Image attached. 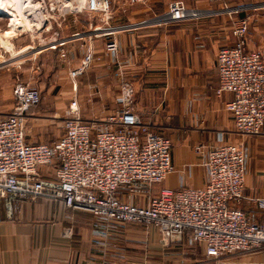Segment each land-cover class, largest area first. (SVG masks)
Here are the masks:
<instances>
[{
    "label": "crops",
    "instance_id": "crops-1",
    "mask_svg": "<svg viewBox=\"0 0 264 264\" xmlns=\"http://www.w3.org/2000/svg\"><path fill=\"white\" fill-rule=\"evenodd\" d=\"M173 1H182L193 17L159 25L155 19ZM262 2L147 0L129 4L127 0H116L108 25L124 28L112 36L89 37V27L103 24L98 15L86 13L73 21L71 28L56 30L46 40L40 34L38 42L3 41L0 116L12 110L15 81L24 80L40 94L44 85L48 94L56 91L53 99L58 115L65 114L68 105L76 101L83 120L104 119L121 109L120 83L127 81L134 89V113L151 132L171 142L172 171L160 185L149 189L125 187L118 191V197L146 207L161 189L202 188L208 180L203 165L207 152L224 144H240L245 155V176L244 199L238 208L249 221L263 223L264 207L257 201L264 198V128L257 136L238 135L225 109L232 95H216L217 53L234 45L231 20L249 18L243 7ZM224 5L239 8L240 12L229 15ZM263 19L260 27L264 33ZM77 33L82 37L76 38ZM62 40L63 46L50 48ZM111 40L117 45L114 53L105 50ZM263 43L264 38L257 44L248 40V48L260 49ZM88 46L93 49L95 61L71 81L68 72L81 66ZM50 118L28 115L29 122H40L31 124L33 135L38 133L40 139H46ZM62 134L61 127V133L45 143ZM32 138L29 136L28 142L36 143ZM197 146L203 147L201 154L195 152ZM38 172L42 178L51 179L53 168H39ZM65 229L70 231L67 237L62 235ZM0 264H212V260L186 236L163 247L156 232L141 225H105L49 198L0 193ZM220 264H264V249L229 256Z\"/></svg>",
    "mask_w": 264,
    "mask_h": 264
},
{
    "label": "built area",
    "instance_id": "built-area-1",
    "mask_svg": "<svg viewBox=\"0 0 264 264\" xmlns=\"http://www.w3.org/2000/svg\"><path fill=\"white\" fill-rule=\"evenodd\" d=\"M85 10L98 15L103 24L91 29L89 37L112 36L124 28L108 25L110 0H86ZM224 11L233 15L240 9L225 6ZM193 15L182 1H173L155 21L166 25ZM231 25L234 45L220 49L216 56V95H232L225 109L237 134L257 136L264 128V43L260 49L248 48L249 18L232 19ZM64 44L65 40L57 41L50 48ZM105 50L116 52L115 41H109ZM94 60L93 49L88 46L81 66L69 71L70 79L75 81ZM12 94V110L0 116L1 194L49 198L105 225H141L146 230L153 229L163 247L186 236L201 246L212 264H220L235 254L264 249V222L249 221L238 208L244 199L242 145L224 144L207 152L203 165L208 180L204 187L161 189L146 207H139L118 197V191L136 185L149 189L162 184L172 171L171 142L151 132L134 113L131 83L121 81L122 107L104 119L83 120L76 101H72L63 121V134L50 143L28 142L26 121L28 113L41 102L40 91L24 80H16ZM195 152L201 154L203 147H195ZM43 167L53 168L51 179L40 176L38 169ZM257 202L264 207V198ZM69 232L65 229L62 235L67 237Z\"/></svg>",
    "mask_w": 264,
    "mask_h": 264
},
{
    "label": "rangeland",
    "instance_id": "rangeland-1",
    "mask_svg": "<svg viewBox=\"0 0 264 264\" xmlns=\"http://www.w3.org/2000/svg\"><path fill=\"white\" fill-rule=\"evenodd\" d=\"M85 1L86 0H31L30 4H28L25 0H0V45H2L1 43L3 41H9L12 44L14 42L18 43V41H21L19 39H22L21 42L23 43L32 42L35 39V41L38 42V40H40V34H43L46 40V38H49L48 36H52L56 33L54 32L56 30L71 28V25L74 23L73 21L87 13L85 10ZM114 1L116 0H110L112 6H114ZM261 4L262 5L253 3L248 7L242 6L244 12L249 15L250 27L248 40H252L256 44L264 38V33L260 27V20L264 17V7H261L264 6V2ZM4 11L9 13L5 14ZM96 26L97 25H93L89 28L93 29ZM100 27H102V25ZM2 51V48H0V52ZM91 65L89 67H91ZM87 69H85L84 72ZM44 86L45 87L41 90L42 101L40 105L33 108L28 115L34 114L43 115V117H51L49 119L51 121H49V123L47 122L48 126L46 130L48 135L46 139H40L38 133L34 135L32 133L31 124L40 123L39 121H26L28 135L33 136L32 142L36 143H45L59 135L61 133L63 121L66 118V113L56 114V105H54L56 100L53 99V95L56 91H54L53 94H48L46 90L47 85ZM35 129L39 128L35 127Z\"/></svg>",
    "mask_w": 264,
    "mask_h": 264
},
{
    "label": "bare ground",
    "instance_id": "bare-ground-1",
    "mask_svg": "<svg viewBox=\"0 0 264 264\" xmlns=\"http://www.w3.org/2000/svg\"><path fill=\"white\" fill-rule=\"evenodd\" d=\"M19 1H20V0H19ZM25 2L28 3V4H30L31 0H25ZM67 6H68V5H67ZM29 7H31V6H29ZM1 8H3V7H1ZM18 8H19V7H18ZM18 8H17V9H18ZM17 9H16V10H17ZM19 11H20V10H19ZM4 13H5V14H8L9 12L4 11ZM14 21H15V20H14Z\"/></svg>",
    "mask_w": 264,
    "mask_h": 264
}]
</instances>
